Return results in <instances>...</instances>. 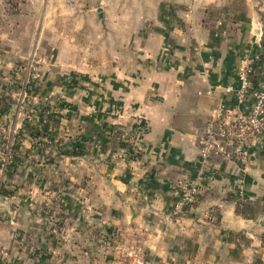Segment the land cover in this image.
<instances>
[{"label": "crops", "instance_id": "1", "mask_svg": "<svg viewBox=\"0 0 264 264\" xmlns=\"http://www.w3.org/2000/svg\"><path fill=\"white\" fill-rule=\"evenodd\" d=\"M256 50L264 0H0V264H264V134L197 144Z\"/></svg>", "mask_w": 264, "mask_h": 264}, {"label": "built area", "instance_id": "2", "mask_svg": "<svg viewBox=\"0 0 264 264\" xmlns=\"http://www.w3.org/2000/svg\"><path fill=\"white\" fill-rule=\"evenodd\" d=\"M237 79V100L244 101L248 94L252 97L248 111L238 113L230 120L223 119L222 110L214 112L203 134L197 139L203 159L218 154L229 157L231 154L239 165H245L254 140L264 134V80L254 76L252 57L241 61L237 68ZM5 119L6 115L0 116V187L9 165V148L2 142ZM196 197V187L185 186L175 212L194 203Z\"/></svg>", "mask_w": 264, "mask_h": 264}, {"label": "trees", "instance_id": "3", "mask_svg": "<svg viewBox=\"0 0 264 264\" xmlns=\"http://www.w3.org/2000/svg\"><path fill=\"white\" fill-rule=\"evenodd\" d=\"M263 56H264L263 53H260L259 50H256V51L254 52V56L252 57V61L255 62L256 59L259 60V59L262 58ZM78 154H80V153H76L75 155H78ZM0 192H1V190H0Z\"/></svg>", "mask_w": 264, "mask_h": 264}, {"label": "water", "instance_id": "4", "mask_svg": "<svg viewBox=\"0 0 264 264\" xmlns=\"http://www.w3.org/2000/svg\"><path fill=\"white\" fill-rule=\"evenodd\" d=\"M100 12H101V10L100 9H98V13L100 14Z\"/></svg>", "mask_w": 264, "mask_h": 264}]
</instances>
